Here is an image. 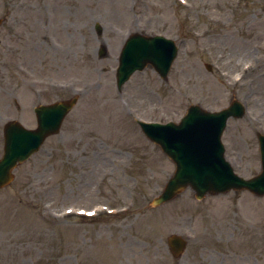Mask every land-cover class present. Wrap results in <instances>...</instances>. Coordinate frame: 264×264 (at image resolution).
Wrapping results in <instances>:
<instances>
[{
	"label": "rangeland",
	"instance_id": "374dc122",
	"mask_svg": "<svg viewBox=\"0 0 264 264\" xmlns=\"http://www.w3.org/2000/svg\"><path fill=\"white\" fill-rule=\"evenodd\" d=\"M0 20V158L7 122L36 128V106L79 96L61 131L0 190V264H264V196L199 200L186 189L152 207L175 164L136 123L245 101L247 115L228 121L222 141L239 176L260 174L264 0H0ZM133 33L177 44L167 81L148 66L118 89ZM99 205L94 219L77 213ZM171 235L188 242L181 259Z\"/></svg>",
	"mask_w": 264,
	"mask_h": 264
},
{
	"label": "water",
	"instance_id": "95a60500",
	"mask_svg": "<svg viewBox=\"0 0 264 264\" xmlns=\"http://www.w3.org/2000/svg\"><path fill=\"white\" fill-rule=\"evenodd\" d=\"M178 48L172 40L164 37L131 36L121 53L117 71L118 89L127 83L136 71H143L151 65L164 80L177 57ZM107 54L105 47L100 57ZM77 104V98L39 106L36 109L38 128L28 130L17 122L5 128V154L0 161V189L13 180L12 171L18 163L25 162L43 145L45 140L57 134L65 117ZM244 107L233 101L228 109L220 113L204 111L191 106L180 125L147 124L139 122L143 132L176 164V172L169 180L163 193L155 198L152 206L158 207L171 200L187 188H191L198 199L206 195L227 193L231 190H248L264 196V137L259 136L263 172L260 176L245 180L234 173L225 159V148L221 142L227 121L231 117L241 118ZM169 244L175 255L185 250L186 242L172 236Z\"/></svg>",
	"mask_w": 264,
	"mask_h": 264
},
{
	"label": "flooded vegetation",
	"instance_id": "af4514ba",
	"mask_svg": "<svg viewBox=\"0 0 264 264\" xmlns=\"http://www.w3.org/2000/svg\"><path fill=\"white\" fill-rule=\"evenodd\" d=\"M254 92H256V91H254Z\"/></svg>",
	"mask_w": 264,
	"mask_h": 264
}]
</instances>
